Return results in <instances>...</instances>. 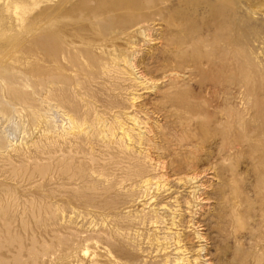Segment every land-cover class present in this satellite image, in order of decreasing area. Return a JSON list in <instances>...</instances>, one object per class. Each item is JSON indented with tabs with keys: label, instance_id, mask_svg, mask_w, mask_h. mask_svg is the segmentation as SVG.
<instances>
[{
	"label": "rangeland",
	"instance_id": "374dc122",
	"mask_svg": "<svg viewBox=\"0 0 264 264\" xmlns=\"http://www.w3.org/2000/svg\"><path fill=\"white\" fill-rule=\"evenodd\" d=\"M180 256L264 264V0H0V264Z\"/></svg>",
	"mask_w": 264,
	"mask_h": 264
},
{
	"label": "bare ground",
	"instance_id": "6f19581e",
	"mask_svg": "<svg viewBox=\"0 0 264 264\" xmlns=\"http://www.w3.org/2000/svg\"><path fill=\"white\" fill-rule=\"evenodd\" d=\"M139 29V27H138ZM141 26H140V30H141ZM139 35L143 36V37H146L145 35V32L144 31H139L138 32ZM147 40V38L145 39ZM131 42V41H130ZM134 45V44H133ZM131 57V56H130ZM130 59V58H129ZM122 60V59H121ZM128 59H123V62H125L127 65H130V63L127 62ZM114 61V60H113ZM118 62V61H117ZM117 66V65H116ZM126 66V65H125ZM132 67V66H131ZM130 69V68H129ZM130 72V71H129ZM136 76V75H135ZM144 76V75H143ZM174 76V75H173ZM134 77V76H133ZM145 77V76H144ZM136 78V77H135ZM138 79H143V77H139ZM175 80V79H174ZM141 81V80H139ZM145 84V83H144ZM142 87V86H140ZM144 89H151V87H144ZM137 90V89H136ZM146 92V91H145ZM139 98V97H138ZM133 119V118H131ZM137 125V124H136ZM122 127V126H121ZM124 127V126H123ZM90 128V127H89ZM141 130V129H140ZM139 130V131H140ZM143 133V132H142ZM129 134V133H128ZM129 136V135H128ZM127 136V137H128ZM140 137V136H139ZM129 138V137H128ZM130 140V139H129ZM141 141V140H140ZM157 143V142H156ZM154 147V146H152ZM152 147L150 149H152ZM144 149V148H143ZM153 150V149H152ZM144 151V150H143ZM152 153V152H151ZM154 155V154H153ZM155 159V158H154ZM153 159V161H154ZM155 162V161H154ZM159 164V163H158ZM198 166V165H197ZM149 167V166H148ZM211 169V168H210ZM202 170L199 172H188V173H179L176 177H178L175 181V189H167L165 190V193H168L169 195H172L173 192H178V193H185L189 195V199H187V201L185 202H180V201H176L178 203V210L174 211V213H176L177 211H180L181 213H187L189 212L190 214H192V217L188 223V228H192V229H195V236H194V239H195V242L198 243L200 245V243L203 244V242H206V245H201V246H198V247H195V252L197 255L195 256H198V259L199 258H204L205 261H208L210 260L209 258H206L207 255L209 254V251L207 250L208 249V239L205 238V235L200 233V231L198 230L200 226H205L206 224L204 225H201L199 224L198 225V222H195V219L198 218L196 217L197 216V210H202L203 206H204V201L205 199L202 198L204 196L203 193H201L204 189H205V183L203 180V178L205 176H208L210 174V172L212 170ZM192 170V169H191ZM197 170V169H196ZM216 170V169H215ZM182 172V171H181ZM165 173V172H164ZM163 173V174H164ZM214 174V173H213ZM168 176V174H167ZM166 179V178H165ZM163 180V179H162ZM166 181V180H165ZM169 183V182H168ZM158 185V184H157ZM171 186V185H169ZM157 188V187H156ZM158 190V189H157ZM162 194V193H161ZM153 195V194H152ZM155 196V195H154ZM179 196V195H178ZM149 197V196H148ZM167 197V196H166ZM146 199V198H145ZM152 199V198H151ZM160 202V201H159ZM175 202V201H174ZM208 205V204H207ZM151 208V207H150ZM155 208V207H154ZM184 214L182 215H177L176 214H173L174 216L171 217V228L173 229H178L179 227H184L183 224H182V217H178V216H184ZM167 221V220H166ZM185 223V221L183 222ZM151 225V224H150ZM187 225V224H186ZM198 225V226H197ZM207 227V226H206ZM186 228V227H185ZM202 230H205L204 228ZM180 231V230H179ZM169 240V239H168ZM174 240V239H173ZM183 244L184 243V240L181 239V234L180 233H176V236H175V246H176V250L178 252H182L183 249L185 250L186 246H184ZM205 244V243H204ZM193 251V250H191ZM191 253V252H189ZM203 254V255H202ZM209 257V256H208ZM185 257L183 256H180L178 261H179V264H184L187 260V262L189 264H192V262L189 260V259H184ZM201 262V261H200ZM203 264H206L205 262H203ZM209 264H212V263H209Z\"/></svg>",
	"mask_w": 264,
	"mask_h": 264
}]
</instances>
